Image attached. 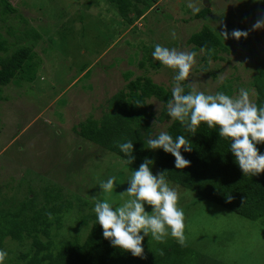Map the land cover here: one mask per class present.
<instances>
[{
    "label": "rangeland",
    "instance_id": "1",
    "mask_svg": "<svg viewBox=\"0 0 264 264\" xmlns=\"http://www.w3.org/2000/svg\"><path fill=\"white\" fill-rule=\"evenodd\" d=\"M8 1L16 11L6 20L0 16V34L7 40L9 53L21 45L30 46L35 68L31 79L24 75L0 87V147L14 138L0 155L4 192L5 186H14L19 191L15 194L22 198L32 188L56 187L62 201L74 204L85 199L95 205L108 198L119 206L130 199L124 191L139 166L81 137L75 125L89 116H101L108 100L126 83L127 70L134 72L132 78L148 74L157 83L170 88L176 85L177 70L162 64L158 68L149 63L145 68L139 66L145 56L143 45L154 48L159 43L191 51L189 37L206 25L228 50L220 52L222 59L209 62L208 71L202 69L203 53L198 52L184 82L214 95L228 79L234 89L232 96L244 88L255 101L253 82L259 74V59L264 58V28L254 30L253 25L264 18V0H192L200 10H210L206 18H194L188 0H147L153 1L152 9L133 25L124 22L109 0ZM233 30L248 35L239 40L229 35L225 40L221 33ZM152 52L149 58L159 63ZM29 73L26 69L25 74ZM158 127L157 133L165 131L163 125ZM110 176L117 178L116 185L104 194L99 183ZM169 182L185 214L187 245L230 264H264V227L259 222L198 201L194 193ZM145 207L151 212L150 205ZM7 244L13 254L22 251L18 242Z\"/></svg>",
    "mask_w": 264,
    "mask_h": 264
},
{
    "label": "trees",
    "instance_id": "2",
    "mask_svg": "<svg viewBox=\"0 0 264 264\" xmlns=\"http://www.w3.org/2000/svg\"><path fill=\"white\" fill-rule=\"evenodd\" d=\"M109 1L119 9L124 22L133 25L139 18H145L154 0ZM15 11L8 0H0L1 19L6 20V16ZM209 13L210 10L204 8L193 17L206 18ZM187 43L192 45L191 51L203 53L204 71H208L210 61L223 58L220 52L228 50L206 25L193 33ZM143 51L145 56L139 62L141 68L147 63L154 68L161 66L160 62L154 63L149 58L153 46L143 45ZM33 58L34 51L30 46L21 45L9 53L7 40L0 34V87L3 83L22 79L24 75L31 79L35 68ZM259 60V74L253 82L254 103L258 107L264 106V58ZM26 69L31 73L26 75ZM133 74L132 70H127L124 74L126 83L108 100L101 116H89L79 122L75 132L137 166L145 157L153 159L152 171L168 170L167 180L194 193L198 201L217 204L264 227V172L244 175L230 151V138L220 137L218 127L208 128L201 123L196 133L189 132L168 115L167 102L171 99L172 88L157 83L148 74L132 78ZM180 84L185 94L193 90L184 81ZM217 92L232 96L234 89L230 80L226 79ZM158 125H163L173 138L183 135L189 141L192 151L181 150L184 158L190 161L189 166L176 169L175 157L170 153L146 148L145 141L159 133ZM127 140L134 144L132 162L117 146ZM257 147L264 153V143ZM13 187L5 186V192L0 187V250L7 252L4 264H230L194 249L190 244L181 245L171 236L162 241L145 237L143 257H134L130 252L113 247L103 237V229L97 224L94 205L90 201L79 199L77 204L62 201L56 187L41 191L32 188L21 198ZM41 193L43 196L39 199ZM228 197L232 199L229 201ZM7 241L18 242L22 251L13 254Z\"/></svg>",
    "mask_w": 264,
    "mask_h": 264
},
{
    "label": "clouds",
    "instance_id": "3",
    "mask_svg": "<svg viewBox=\"0 0 264 264\" xmlns=\"http://www.w3.org/2000/svg\"><path fill=\"white\" fill-rule=\"evenodd\" d=\"M187 6L193 14L200 11L192 0H188ZM261 28H264V18L258 19L253 25L254 30ZM221 34L225 40L229 35L237 40L248 35L241 30H233L231 33L224 31ZM172 36L175 37L174 32ZM196 56L195 51H178L159 43L154 45L153 59L177 70L173 78L177 83L167 102L168 115L191 133H196L201 123H205L208 128L218 127L220 137L230 138V151L244 175L254 176L264 172V153L257 147L264 143V106L258 107L252 102L249 91L244 88L236 96L223 92L205 94L195 89L185 94L179 82L189 78ZM145 143L147 149H162L174 156L176 169L190 165V161L181 153V150L192 151L189 141L183 135L173 138L168 132L161 131ZM117 146L132 162V141L120 142ZM154 164L153 159L145 157L139 168L132 171L124 191L130 199L114 206L105 198L97 200L93 208L97 224L103 229V237L113 247L130 252L134 257H143L142 242L145 237L162 241L170 235L179 244L185 243V214L178 204V193L166 178L168 170L154 174L151 170ZM116 180L115 176L102 180L99 183L102 193H111ZM231 199L228 197L229 201ZM146 205L151 206V212L146 211ZM6 257L7 252L0 250V264H4Z\"/></svg>",
    "mask_w": 264,
    "mask_h": 264
},
{
    "label": "crops",
    "instance_id": "4",
    "mask_svg": "<svg viewBox=\"0 0 264 264\" xmlns=\"http://www.w3.org/2000/svg\"><path fill=\"white\" fill-rule=\"evenodd\" d=\"M51 103H52V102H51ZM42 112H43V111H41V112L38 114V116L41 115ZM1 129H2V128H1ZM2 134H3V132L0 134V139H1ZM13 140H14V138H13V139L11 138L10 140L3 141V142L1 143L2 147H0V155L5 151V148L8 147V146L11 144V142H13ZM8 141H10V142H8Z\"/></svg>",
    "mask_w": 264,
    "mask_h": 264
},
{
    "label": "water",
    "instance_id": "5",
    "mask_svg": "<svg viewBox=\"0 0 264 264\" xmlns=\"http://www.w3.org/2000/svg\"><path fill=\"white\" fill-rule=\"evenodd\" d=\"M206 5H208V6H209V3H208V1H206Z\"/></svg>",
    "mask_w": 264,
    "mask_h": 264
}]
</instances>
